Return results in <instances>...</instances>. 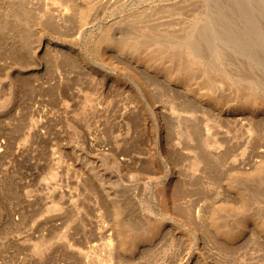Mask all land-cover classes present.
<instances>
[{
  "label": "rangeland",
  "instance_id": "374dc122",
  "mask_svg": "<svg viewBox=\"0 0 264 264\" xmlns=\"http://www.w3.org/2000/svg\"><path fill=\"white\" fill-rule=\"evenodd\" d=\"M0 264H264V0H0Z\"/></svg>",
  "mask_w": 264,
  "mask_h": 264
}]
</instances>
